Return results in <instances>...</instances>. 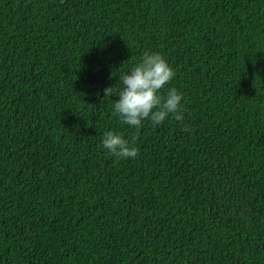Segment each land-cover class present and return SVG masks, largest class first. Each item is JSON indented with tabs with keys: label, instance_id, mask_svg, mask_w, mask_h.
Returning <instances> with one entry per match:
<instances>
[{
	"label": "trees",
	"instance_id": "obj_1",
	"mask_svg": "<svg viewBox=\"0 0 264 264\" xmlns=\"http://www.w3.org/2000/svg\"><path fill=\"white\" fill-rule=\"evenodd\" d=\"M148 50L184 120L137 131ZM0 264H264V0H0Z\"/></svg>",
	"mask_w": 264,
	"mask_h": 264
},
{
	"label": "clouds",
	"instance_id": "obj_2",
	"mask_svg": "<svg viewBox=\"0 0 264 264\" xmlns=\"http://www.w3.org/2000/svg\"><path fill=\"white\" fill-rule=\"evenodd\" d=\"M176 73L167 59L158 52L145 51L138 63L119 79L121 86L114 101V115L120 123L139 131L144 122L154 127L169 118L184 120L183 93L176 87H168ZM106 89V95L110 93ZM102 147L117 160L135 159L139 154L135 135L126 138L122 133L106 131L102 137Z\"/></svg>",
	"mask_w": 264,
	"mask_h": 264
}]
</instances>
